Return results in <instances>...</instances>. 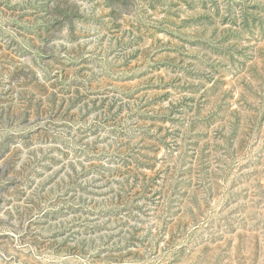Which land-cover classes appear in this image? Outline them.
Here are the masks:
<instances>
[{
	"label": "rangeland",
	"instance_id": "obj_1",
	"mask_svg": "<svg viewBox=\"0 0 264 264\" xmlns=\"http://www.w3.org/2000/svg\"><path fill=\"white\" fill-rule=\"evenodd\" d=\"M0 264H264V0H0Z\"/></svg>",
	"mask_w": 264,
	"mask_h": 264
}]
</instances>
